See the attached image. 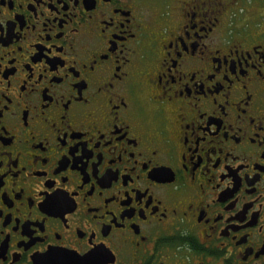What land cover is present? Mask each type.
I'll return each instance as SVG.
<instances>
[{
  "label": "flooded vegetation",
  "instance_id": "1",
  "mask_svg": "<svg viewBox=\"0 0 264 264\" xmlns=\"http://www.w3.org/2000/svg\"><path fill=\"white\" fill-rule=\"evenodd\" d=\"M0 264H264V0H0Z\"/></svg>",
  "mask_w": 264,
  "mask_h": 264
},
{
  "label": "snow or ice",
  "instance_id": "2",
  "mask_svg": "<svg viewBox=\"0 0 264 264\" xmlns=\"http://www.w3.org/2000/svg\"><path fill=\"white\" fill-rule=\"evenodd\" d=\"M113 260H114V257H113Z\"/></svg>",
  "mask_w": 264,
  "mask_h": 264
}]
</instances>
